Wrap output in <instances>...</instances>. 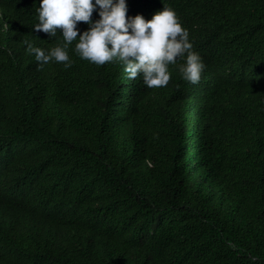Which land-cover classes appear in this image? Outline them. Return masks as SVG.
Instances as JSON below:
<instances>
[{"label": "trees", "instance_id": "16d2710c", "mask_svg": "<svg viewBox=\"0 0 264 264\" xmlns=\"http://www.w3.org/2000/svg\"><path fill=\"white\" fill-rule=\"evenodd\" d=\"M165 5L207 65L196 84L183 58L149 87L75 40L70 67L37 61L28 43L62 33L34 28L39 0H0V264H264V0L128 15Z\"/></svg>", "mask_w": 264, "mask_h": 264}, {"label": "clouds", "instance_id": "9594fccd", "mask_svg": "<svg viewBox=\"0 0 264 264\" xmlns=\"http://www.w3.org/2000/svg\"><path fill=\"white\" fill-rule=\"evenodd\" d=\"M94 10L99 12L98 19H93ZM36 11V30L52 37L58 31L63 35V42L50 49L28 43L27 51L43 63L65 62L64 67H70L68 49L75 40L81 58L96 64L119 60L130 78L141 75L149 87L166 86L172 76L170 65L179 58L185 61L179 65L183 78L193 84L207 67L194 48L190 30L169 5L150 19L143 13L129 16L128 0H39ZM80 21L89 24L82 33L77 26Z\"/></svg>", "mask_w": 264, "mask_h": 264}]
</instances>
